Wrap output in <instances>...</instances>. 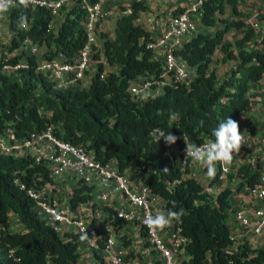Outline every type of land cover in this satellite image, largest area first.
<instances>
[{"label": "trees", "instance_id": "16d2710c", "mask_svg": "<svg viewBox=\"0 0 264 264\" xmlns=\"http://www.w3.org/2000/svg\"><path fill=\"white\" fill-rule=\"evenodd\" d=\"M143 9L142 3H134L131 15L118 18L113 39L100 33L101 50L94 55V60L100 61L86 88L74 85L56 89L45 76L35 73L37 64L32 58L28 60V69L11 75L1 72L0 63V132L11 126L16 136L23 138L54 125L62 132L56 131V136L86 145L100 163L114 159L119 172L127 171L131 179L144 181L163 200V211L184 209L181 222H174L189 240L186 247L189 259L183 264H264V245L254 249L243 243L237 252L231 250V230L227 223L229 196L241 192L245 186L254 187L259 171L253 170L249 163L238 167L233 176L227 175L228 185L215 203L209 204L198 181L183 177L189 169L184 172L172 169L164 158L165 149L175 144L200 145L214 141L212 131L220 121L228 117L235 120L240 114L250 112L247 93L252 83L264 77V52L244 47L252 39L253 30L246 28L240 19L237 0H205L201 21L203 30L212 29V32L200 31L174 51L194 67L195 79L189 88L172 81L163 95L138 104L127 92L129 82L138 77L157 78L161 65L153 60L152 51L146 49V43L151 41L149 33L135 24ZM226 10L232 19L220 17ZM18 11L23 18L33 20L30 30L19 33V37L27 35L67 56L83 47L85 33L80 27L83 13L78 9L70 11L54 34L48 28L50 17L46 11L23 6L11 13L12 29ZM217 21L220 28H215ZM231 28L242 31V37L234 43L224 40ZM17 45L15 41L13 48ZM216 49L223 61H235L222 77L210 69ZM46 57L45 54L43 58ZM5 62L13 64L17 58ZM106 66H116L117 71L106 73ZM222 99L225 101L220 102ZM174 113L176 120L171 118ZM158 129L176 135V143L169 146L163 138L157 141ZM40 170L39 165L28 160L0 155V226L12 211L25 230L22 233L0 230V264H44L46 258L56 264H78V235L55 233L38 214L32 200L12 183L18 177L29 184L32 174ZM220 171L218 164L210 185L217 183ZM83 190L74 192L72 205L87 198L81 194ZM9 249H13L20 262L8 258Z\"/></svg>", "mask_w": 264, "mask_h": 264}, {"label": "built area", "instance_id": "2783aa9c", "mask_svg": "<svg viewBox=\"0 0 264 264\" xmlns=\"http://www.w3.org/2000/svg\"><path fill=\"white\" fill-rule=\"evenodd\" d=\"M147 1L151 0H33L29 8L47 12L50 17L48 28L53 34L58 32L72 9L83 13L80 27L85 33V43L71 56L52 51L27 35L19 37V33L30 30L33 20L23 18L18 11L12 29L11 13L19 6L11 8L0 16L1 72L11 75L20 69H28V60L32 58L37 64L35 73L45 76L56 89L74 85L86 88L96 72L94 55L101 50L98 45L100 33L104 32L109 22L115 24L118 18L131 15L134 3L145 4ZM204 1L189 0L183 6L171 8L168 17L158 12L143 15L139 12L135 24L149 33L151 41L146 43V49L152 51L153 60L161 65L157 78L138 77L129 82L127 92L138 104L146 102L143 100L145 94L155 98L163 95L172 81L189 88L195 79L194 67L176 56L174 51L181 49L203 28ZM16 2L18 4V0ZM177 8L182 9L177 11ZM259 19V15L254 13L245 16L242 21L246 28L254 31ZM15 41L18 45L13 48ZM45 54L48 57L43 58ZM13 58H17V62H5ZM223 101L225 99L220 100ZM56 131L60 129L47 125L40 131L19 138L13 127L8 126L0 132V155L28 160L42 168L32 174L29 184L18 177L12 183L32 200L38 214L55 233L78 235V264H129L128 256L134 250L126 246V237L132 228L137 229L145 247L155 253L158 264H183L188 261L186 247L189 240L182 235L178 224L173 223L172 227L163 231L151 230L146 225L149 215L162 211L163 200L153 194L144 181L131 179L127 171L119 172L114 159L100 163L86 145L65 141L56 136ZM245 140L246 145H242L245 150H251L256 145L257 154L249 158L248 163L253 170L259 171V177L254 187L245 186L240 193L252 196L258 204L245 201L231 210L235 229L230 228V239L234 252L243 243L254 248L251 238L264 240V134L257 140ZM185 143L188 142L166 148L164 158L172 169L183 172L189 169L190 173L194 164L190 157H186ZM189 173H184L183 177L189 178ZM228 174L229 170L225 171L221 166L214 185L209 184L208 177L196 178L207 203L214 204L219 193L227 187ZM81 189H84L81 194L87 198L72 205L74 192ZM0 227V230L12 233L25 231L12 211ZM84 229L87 238L82 240ZM7 255L16 263L20 262L13 249H9ZM44 264L56 263L46 258Z\"/></svg>", "mask_w": 264, "mask_h": 264}, {"label": "crops", "instance_id": "0c3cea01", "mask_svg": "<svg viewBox=\"0 0 264 264\" xmlns=\"http://www.w3.org/2000/svg\"><path fill=\"white\" fill-rule=\"evenodd\" d=\"M188 1L189 0H158L157 2H159L160 5L162 3V7L159 6V9L160 11H163L164 8L170 6H183ZM237 7L241 12V20H243L245 16L254 13H257L259 15L260 19L258 21V27L253 31V37L251 39L252 41L246 43L244 47L247 50H259L264 52V45L261 41L264 36V0H237ZM220 17L225 18L227 20L232 19L230 13L227 10ZM107 26H112L114 30L113 22H109ZM220 27L221 23L217 21L215 24V28ZM207 32H212V29H208ZM241 37V30L231 28L225 34L224 40L230 43H234ZM218 51L219 49H216L210 69L215 70L217 77H222L229 70V68H231L235 61L231 59L223 61L221 58V61L217 62V59L219 58ZM247 96L250 101V112L240 114L238 117L235 118V121L238 122L239 129L241 133H243L244 138L251 141L252 139L257 140L264 134V77L258 82L252 83L250 85ZM247 160L249 161L248 150H245L243 147H241L240 153L234 155L233 163L231 164V166L228 167L229 173H231V171H233L235 168L240 166L241 163H243L244 161L246 162ZM188 176L194 177L195 179L197 177H207L206 169L205 171H203V167L199 166L198 164H194L193 167L190 169V173ZM245 201H250L251 204L254 205L258 204V202L252 196L242 194L240 192H234L229 196L230 207L227 212V223L229 228L235 229V225H233L232 223L231 210L245 203ZM126 238V246L134 250V252L128 256L129 264H158V260L156 258L155 253L150 252L149 249L145 247L144 242L143 240H141L137 229L132 228ZM251 240L253 242L254 248H260L264 244V240L259 238H251Z\"/></svg>", "mask_w": 264, "mask_h": 264}, {"label": "clouds", "instance_id": "9594fccd", "mask_svg": "<svg viewBox=\"0 0 264 264\" xmlns=\"http://www.w3.org/2000/svg\"><path fill=\"white\" fill-rule=\"evenodd\" d=\"M32 3L33 0H18V4L16 0H0V16L6 14L11 8L17 6L28 8ZM150 98L155 99V96H150L149 94L143 96L144 101ZM171 118L176 120L178 118L177 114H172ZM156 135L158 137L157 141L163 138L165 144L169 146L175 144L178 139L176 135L163 129H158ZM212 135L215 138L214 141L203 145L185 143L186 157H190L193 164H198L205 168L209 180L215 178L218 164L227 171L228 167L233 163L234 155L240 153L242 145H246V140L239 129L238 122L230 117L220 121L218 126L213 129ZM172 204L174 208L175 202H172ZM183 215L184 209L182 208L179 210H162L155 215H149L145 223L151 230L163 231L172 227L174 222H181ZM86 238L87 231L84 229L81 239Z\"/></svg>", "mask_w": 264, "mask_h": 264}, {"label": "rangeland", "instance_id": "374dc122", "mask_svg": "<svg viewBox=\"0 0 264 264\" xmlns=\"http://www.w3.org/2000/svg\"><path fill=\"white\" fill-rule=\"evenodd\" d=\"M158 0H151V1H147L145 4H143L144 5V9L141 11V13H145V14H151V13H154V12H158L160 15H166V17H168V15L169 14H171V9L170 8H174V7H172V6H170V7H167V8H164V10L163 11H160V9H159V6L160 7H162V3H161V5L159 4V2H157ZM164 2V1H163ZM165 11V12H164ZM167 11V12H166ZM143 14H141V15H143ZM165 17V18H166ZM200 31H202V32H207L206 30H203V29H201ZM103 33H105L110 39H113L114 38V30H113V27L112 26H110V27H105V29H104V32ZM227 42V41H226ZM98 45H100V37H99V44ZM100 48H101V46H99ZM219 53V52H218ZM220 55L221 54H219L218 55V59H217V62H219V61H221V57H220ZM213 57H214V55H213ZM100 60L99 59H96V61H95V66H96V64L99 62ZM234 64V63H233ZM106 73H108V72H116L117 71V68H116V66L115 67H109V66H106ZM248 97V96H247ZM263 115H264V113H263ZM256 154H257V150H256V145H254V147L251 149V150H248V159L249 158H251V157H253V156H256ZM248 163V160L245 162H243V163H241V165L240 166H242V165H244V164H247ZM240 166H238V167H240ZM238 167L237 168H232V169H234L233 171H231V173L230 174H232V175H230V176H233L235 173H236V170L238 169ZM203 171H205V168H203Z\"/></svg>", "mask_w": 264, "mask_h": 264}]
</instances>
